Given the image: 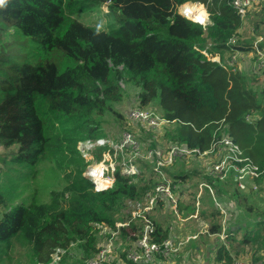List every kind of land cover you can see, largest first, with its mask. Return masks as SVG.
<instances>
[{"label":"trees","instance_id":"trees-1","mask_svg":"<svg viewBox=\"0 0 264 264\" xmlns=\"http://www.w3.org/2000/svg\"><path fill=\"white\" fill-rule=\"evenodd\" d=\"M187 2L203 3L210 23L204 26L183 15L179 7ZM103 3L114 18L107 29L77 17L83 7ZM263 27L264 0L245 17L230 0H4L0 159L5 166L0 168L12 192L36 179L45 162L57 176L46 199L37 187L17 203L0 194V264L49 262L57 248L71 244H77L86 260L99 252L107 237L99 234L97 224L102 223L112 228L117 221L126 223L117 238L125 250L138 240L144 221L132 217L128 202L144 200L162 177L141 161L137 177L118 170L113 187L97 191L84 175L87 162L77 148L81 139L110 135L101 128L107 114L115 124H124L126 116L116 106L126 97L121 82L139 88L140 108L169 120L161 129L136 124L144 143L204 151L214 135L226 134L239 144L244 157L264 170V71L247 74L224 66L231 37H237L241 51L255 45L264 50ZM204 48L220 53L221 60L210 59L201 51ZM211 162L209 156L195 153L165 168L177 193L178 214L168 199L160 198L149 213L152 240L198 233L215 237L210 251L214 245L216 259L223 264L244 259L249 252L258 259V251L252 249L264 239V219L224 213L208 188L197 210L200 182L213 180L206 173ZM252 182L257 190L241 191L234 177L216 179L212 186L217 198L229 193V199L248 211V196L264 197V172ZM199 218L209 223L205 233L190 226L183 231L177 225ZM105 264L135 263L121 251Z\"/></svg>","mask_w":264,"mask_h":264},{"label":"built area","instance_id":"built-area-1","mask_svg":"<svg viewBox=\"0 0 264 264\" xmlns=\"http://www.w3.org/2000/svg\"><path fill=\"white\" fill-rule=\"evenodd\" d=\"M259 1L260 0H230V3L241 17H245L248 12L257 6ZM190 5L202 6L204 8L207 16L203 23H198L204 26L208 25L210 23L209 14L207 13L206 7L200 2H195V4H193V2L184 3L181 5L182 12H180L182 14L186 13V15H183L189 18L186 9L187 6ZM229 44L231 45L229 49L231 53L228 62H224V66L231 65L236 67L235 65L238 59L244 56V52H250L252 53V58H254L252 72L264 71L263 49L255 45L253 47L254 49L251 51H241L236 47V36L230 38ZM201 51L208 56L210 50L204 48ZM213 60L220 61L217 57ZM128 119L130 120L129 122L132 123L130 125L140 123L145 124L146 127L153 126L156 129H161L169 122V120L165 119L157 112L140 107H133L128 113ZM114 136H100L78 141L77 148L87 162L84 175L93 182L95 190L101 191L112 188L116 181L118 170L128 176L137 177L142 171L139 166L141 161L149 163L152 172L157 176H161L162 180L156 184L154 192L149 193L144 200H132L128 202L132 217L141 216L144 221L142 233L136 243L125 250L122 240L117 239L119 228L126 223L117 221L116 228H112L104 223L97 224L99 234L107 236L105 237V243L102 241L99 252L84 260L82 264H105L116 258L118 252L121 251H125L127 259L135 264L151 263L156 259L168 260L172 255L178 254L190 240L198 236L196 233L188 234L184 237L171 236L162 242L152 240L154 224L149 213L157 208L158 200L160 198L163 200L168 199L170 201L171 210L178 214L177 193L173 190L174 185L172 184V180L165 174V168L171 166L178 157H187L196 153L199 156H209L212 158V162L206 170V173L213 179L210 180L212 183L203 180L199 184V189L203 191L208 188L210 193L214 196L215 203L224 213H226V206L215 196L212 186L215 180H224L232 175L239 189L241 191H246L249 188L248 184L264 172V170H260L259 167L248 158L244 157L239 144L226 134L222 136L214 135L209 148L204 151L178 144H171L168 147L152 146L149 142L144 143L139 138L138 134L131 128H124L118 136ZM97 153L101 155L100 158L97 157ZM252 188L257 190L258 186L254 185ZM197 198L198 210L200 204L199 193L197 194ZM65 250L67 249L62 247L57 248L52 253L49 262H40L38 264H62ZM114 255L116 256L113 258ZM232 264H252V262L245 259H235ZM261 264H264V262Z\"/></svg>","mask_w":264,"mask_h":264},{"label":"rangeland","instance_id":"rangeland-1","mask_svg":"<svg viewBox=\"0 0 264 264\" xmlns=\"http://www.w3.org/2000/svg\"><path fill=\"white\" fill-rule=\"evenodd\" d=\"M193 4H195V3H193ZM201 4L204 7H206L203 3H201ZM179 11H181V6L179 8ZM77 17L81 21H83L84 23L95 26L99 29H107L109 26H111L114 23L113 16H111L110 12H108L107 3H103L100 5H96V6L87 5V6L83 7L81 12L78 13ZM245 34L248 35L249 34L248 31H245ZM212 52H210V51L208 52L209 58H212V57H214L212 59H215L216 57L219 58V55H217V54L212 55ZM229 56H230V52H228L227 58H229ZM245 60H246L247 71L249 72L250 69H251L250 71H252L254 62L250 61L249 58H246ZM237 64H239V62H237L235 66H237ZM247 71L244 70V72H246V73H247ZM121 86L125 90L126 97L120 104H117L116 106L119 110H121L125 114L126 118L124 120V124L122 125V124H115L114 123L115 119L113 116H110V114H107L104 117V120L101 124V128L103 129V131L105 133L110 134V136H114L115 134H117V136H118L121 133L122 129H124V128H131L137 134L140 131V130L138 131L137 125H135V124L130 125L132 123L129 122L130 120L128 119L129 111L133 107H139L138 103H137L139 88L134 86L131 83H125V82H121ZM149 107L155 108L154 106H149ZM162 135L163 134H159L158 137H160ZM0 152H3V149L0 148ZM3 166H5V164L0 159V167H3ZM54 169L55 168H50L49 164L47 162H45L43 164L42 169L39 171L36 179H30L29 181H27V183L22 184L21 187L17 191L12 192V191H10L6 177L2 173L1 168H0V194L4 193L5 197L10 196V198L12 199V202L17 203V202L22 201L23 198H26L27 196H29L31 194V192L33 191L34 187L35 188L37 187V188H39V193H40L41 197L46 199L48 197L49 190L54 185L53 181L56 179V176H57V172ZM231 177H232V175H230L228 178H231ZM254 185H255V183L252 182V183L248 184V187H252ZM263 186H264V182H263V185L261 187H263ZM231 188H233V186H230V189ZM258 188H259V186H258ZM198 193L200 196L201 194H203V191H200V189H199ZM245 200H247V202L250 203V206H251V207H248V211H247V206L240 204L237 200L234 199L235 203H232V199H229V196L225 199L224 198H222V200L220 199V202L223 201V203L225 204L226 213H227V210L228 211L230 210L238 218L244 214L247 215V218L250 217L251 219L250 218L249 219L251 221H256L258 219L264 218V197H262L259 194V195L248 196ZM0 210H2L1 204H0ZM205 225H206L205 222H201V226H205ZM192 226L193 225H190V227H192ZM186 228L189 229L187 227V225H186ZM193 228H196V227L194 226ZM189 233H187V234H189ZM192 234H194V233H192ZM225 237H226V233H222V238L224 240H225ZM193 239L195 240V238H193ZM103 243H105V237H103ZM183 249L185 250L186 248H183ZM182 250L178 254H181L184 251V250L183 251ZM196 253H197V255L200 254L198 251H196ZM183 254H184V252H183ZM115 256L116 255H114L113 258ZM199 258L200 257L197 256L195 259H199ZM76 261H80V264L84 263V260H82L81 250L78 248L77 244H73L71 247H69L67 250H65V252L63 254L62 264H72ZM148 264H150V263H148ZM152 264H154V263H152Z\"/></svg>","mask_w":264,"mask_h":264},{"label":"crops","instance_id":"crops-1","mask_svg":"<svg viewBox=\"0 0 264 264\" xmlns=\"http://www.w3.org/2000/svg\"><path fill=\"white\" fill-rule=\"evenodd\" d=\"M217 55H219V59L221 60L220 53ZM227 56H228V53H227ZM227 56L225 59V63L228 61ZM246 58H249L250 61L254 62V58H252V53L244 52V56L239 58V60H238L239 64H237V66L235 68L240 69L242 71H244V70L247 71L246 60H245ZM250 70H249V72L247 71V74H250L252 72ZM220 196H219L218 200H220V199L222 200V197L224 199L227 198L229 196V193H224V194H222V197H220ZM222 203H223V201H222ZM232 203H235L233 198H232ZM246 217H247V215H246ZM248 218H250V217H248ZM261 219L263 220L264 218H261ZM201 222H205L206 225L202 227ZM180 223H183V225ZM177 225H178V227L183 229V231H185V229H187L186 225L188 228L190 225H193L192 228L195 226L202 233H205L209 228V223L206 220H203L200 218L197 219V222L190 221V224H188V220L187 221L182 220V221L178 222ZM239 235H242V233ZM214 239H215L214 236H211V237L209 236L207 238L200 236L197 239L193 240L191 244H189L188 248H186L183 251L184 254L182 252L181 254L172 255L168 260L156 259L155 261L151 262L150 264H152V263H154V264H223L222 262H220L216 259V252H214L215 251L214 245L212 247V250L210 251L211 246H212V240H214ZM196 251H198L200 254L197 255ZM254 251H258L255 254L258 257V259L252 258L253 256L250 252L247 255L245 254L246 256L244 259L251 261L252 264H261L262 262H264V239L263 238H261L259 243H257L256 248L252 249V252H254ZM197 256L200 258L195 259Z\"/></svg>","mask_w":264,"mask_h":264},{"label":"bare ground","instance_id":"bare-ground-1","mask_svg":"<svg viewBox=\"0 0 264 264\" xmlns=\"http://www.w3.org/2000/svg\"><path fill=\"white\" fill-rule=\"evenodd\" d=\"M186 12L189 16V18H194L197 15H203L204 17H206V11L204 10V8L202 6H187ZM203 227V226H202Z\"/></svg>","mask_w":264,"mask_h":264},{"label":"clouds","instance_id":"clouds-1","mask_svg":"<svg viewBox=\"0 0 264 264\" xmlns=\"http://www.w3.org/2000/svg\"><path fill=\"white\" fill-rule=\"evenodd\" d=\"M3 3H4V0H0V5H2ZM183 14L186 15V13H183ZM192 19H194V21H197V22L203 23L205 17H204L203 15H197V16H195V17L192 18ZM98 27H99V26H98Z\"/></svg>","mask_w":264,"mask_h":264}]
</instances>
